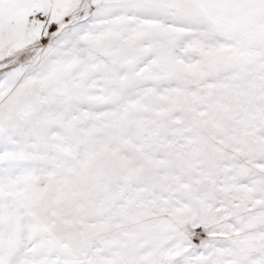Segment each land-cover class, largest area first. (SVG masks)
<instances>
[{
    "label": "snow or ice",
    "instance_id": "obj_1",
    "mask_svg": "<svg viewBox=\"0 0 264 264\" xmlns=\"http://www.w3.org/2000/svg\"><path fill=\"white\" fill-rule=\"evenodd\" d=\"M0 264H264V0H0Z\"/></svg>",
    "mask_w": 264,
    "mask_h": 264
}]
</instances>
